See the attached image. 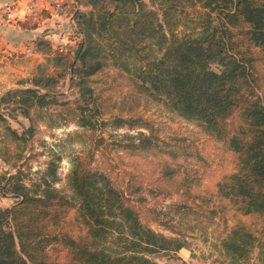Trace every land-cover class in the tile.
Segmentation results:
<instances>
[{
	"label": "trees",
	"instance_id": "16d2710c",
	"mask_svg": "<svg viewBox=\"0 0 264 264\" xmlns=\"http://www.w3.org/2000/svg\"><path fill=\"white\" fill-rule=\"evenodd\" d=\"M87 1L92 5L106 1L114 3L112 8L128 9L122 18L113 10L105 12L121 34L113 38L112 58L136 57L133 73L140 87L175 116L196 126L216 148L231 153L232 169L215 182L217 206L209 210V219L215 210L220 211L224 228L218 246L228 264H254L255 254L264 264V0H197L207 8L199 32L180 37H167L160 23L154 26L148 17L135 16L140 0ZM72 14L77 39L73 50L53 48L43 36L35 38L33 46L46 54L45 61L65 68L71 74L70 82L74 80L75 86L88 93L86 77L97 72L106 59L104 45L94 37L95 24L103 28L108 19H94L92 12ZM38 19L31 15L17 24L34 28ZM140 36L141 43L136 45ZM145 38H155L157 44V54L151 58L140 54ZM30 83L33 87L7 90L0 102L9 101L28 117V109L56 103L61 95L51 88L55 78L41 71ZM78 117L80 126L92 127L84 116ZM0 121H4L1 114ZM111 123L123 125L126 131L120 135L123 142L112 141L110 146L133 156H153L151 165L163 169L154 180L172 176L178 170L177 160L192 153L188 144L165 142L141 116L115 117ZM133 123L140 126L133 127ZM133 128L136 132L129 133ZM6 130L17 141L26 142L29 137L28 130L21 134L8 126ZM17 173L3 178L18 200L0 208V264H154L151 254L176 251L185 244V235H163L149 226L150 222L159 224L154 210L147 221L141 219L144 203L130 197L139 193L141 201L145 198L129 180L123 190L109 173L90 166L86 159L76 160L67 175L71 199L46 182L38 192L30 190L16 181ZM45 173L52 175L54 166H48ZM181 187L178 184L174 192ZM178 205L168 204L164 213ZM69 210L74 213L72 220L66 219ZM75 220L81 230L76 229ZM52 245L60 246V262L47 256Z\"/></svg>",
	"mask_w": 264,
	"mask_h": 264
},
{
	"label": "rangeland",
	"instance_id": "374dc122",
	"mask_svg": "<svg viewBox=\"0 0 264 264\" xmlns=\"http://www.w3.org/2000/svg\"><path fill=\"white\" fill-rule=\"evenodd\" d=\"M74 1L75 4L71 2L70 7L65 10L61 2L62 12L69 14L76 11L92 12L94 19L98 16L108 19L103 28L95 24L94 31L96 42L103 44V49L106 50L105 63L97 72L86 77L84 85L89 88L88 93L82 92L78 85L75 86L74 80L70 82L71 74H68L65 68L54 66L44 58L24 76L2 81L0 72V97L5 98L4 93L7 90L33 87L30 79L40 74V71L55 78L51 88L61 93L56 98V103L28 109V117L22 116L9 101L0 102V114L4 120L0 121V208L10 207L18 200L17 196L7 190L9 188L3 179L17 170L16 181L30 190L38 192L43 182H46L71 199L67 175L76 160L86 159L90 166L109 173L119 188L123 189L126 180L137 188V192L144 196L145 202L137 197L136 194L139 193H134L130 198L138 200L140 204L144 203L143 209L147 212L144 213L140 207L142 220L147 221L152 210L157 213L156 220L159 224H156V221L149 223L154 231L163 235H171L173 232L185 235L183 246L185 251H182L184 253L155 252L150 255L154 264H185L190 263L189 259L196 262L192 264H200L203 261H208L209 264L221 262L228 264V258L218 246V238L224 228L218 215L220 211L217 213L215 210V215L210 219L208 212L217 206L213 197L215 182L232 169L231 153L216 148L196 126L175 116L162 101L153 98L147 90L140 87L139 80L133 73L134 67L138 65L136 57L131 55L124 56L123 59L112 58L113 38L121 34L115 24L110 23V16L105 12L113 10L122 18L128 12L126 7L119 5L112 8L114 3L106 1H99L96 5L87 0ZM140 2L135 16L148 17V21L154 26L160 23L161 30L167 37L171 34L174 37L195 35L199 32V24L207 12V8L197 0H140ZM32 12L31 10L28 13L14 15L15 19L11 22L28 18ZM141 39V36L136 38L135 44H140ZM108 40L110 47L106 46ZM145 42L140 54L151 58L157 54L155 38H145ZM75 45L74 42L68 49L73 50ZM2 66L0 64V68ZM211 68L217 69L214 64H211ZM73 78L76 80V77ZM80 114L91 122L92 127L79 125ZM130 116H141L148 120L155 134L165 142L188 144L192 149L189 156L177 160L178 170L169 178L161 176L160 179L154 180L156 176L162 174L163 169L151 165L155 160L153 156L149 154L133 156L117 146L113 148L110 146L112 141L123 142L124 139L120 135L126 131L123 125L115 127L111 123L112 119L115 117L126 119ZM6 126L17 134L28 130L27 141L15 140L6 130ZM136 126L140 125L133 123V127ZM136 130L133 128L129 133L133 134ZM94 138L97 140L96 143L93 142ZM48 166H54L52 175L45 173ZM180 183L182 189L175 193L174 189ZM172 202L179 204L176 210L164 213L166 206ZM73 217V210H69L66 219L72 220ZM74 223L77 225L76 229L81 230L79 222L75 220ZM228 224L230 221H227ZM47 253L48 258L54 256L55 260L60 262L62 251L59 245L50 246ZM261 260L256 254L253 255L254 264H262Z\"/></svg>",
	"mask_w": 264,
	"mask_h": 264
},
{
	"label": "crops",
	"instance_id": "0c3cea01",
	"mask_svg": "<svg viewBox=\"0 0 264 264\" xmlns=\"http://www.w3.org/2000/svg\"><path fill=\"white\" fill-rule=\"evenodd\" d=\"M59 1L64 5V10L70 7L71 2L75 4L74 0ZM2 5H8L14 15L28 13L32 10L31 15L39 17L36 27L29 29L20 28L17 22L6 23L0 19V64L3 65L0 72H2V81L27 75L34 66L43 60L46 54L34 48L33 40L35 38L43 36L50 41L53 48L64 47L68 49L77 41L73 32V12L69 14L65 11H56L52 7V0H0V6ZM72 9L74 10L75 7ZM40 12H42L41 15ZM183 249L184 247H181L174 253H184L182 252L185 251ZM189 261L190 263L186 262L185 264L196 263L192 259ZM200 264L209 263L203 261Z\"/></svg>",
	"mask_w": 264,
	"mask_h": 264
},
{
	"label": "built area",
	"instance_id": "2783aa9c",
	"mask_svg": "<svg viewBox=\"0 0 264 264\" xmlns=\"http://www.w3.org/2000/svg\"><path fill=\"white\" fill-rule=\"evenodd\" d=\"M52 7L53 9H55L56 11H63L62 9V4L59 0H56L55 2L52 3ZM25 13V12H24ZM0 19L3 22L9 23L11 21H14L15 16L14 14L11 12L10 8L8 5H2L0 6Z\"/></svg>",
	"mask_w": 264,
	"mask_h": 264
}]
</instances>
